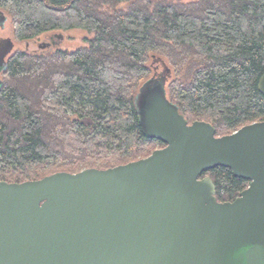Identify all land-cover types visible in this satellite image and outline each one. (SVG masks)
Segmentation results:
<instances>
[{
  "label": "trees",
  "instance_id": "obj_1",
  "mask_svg": "<svg viewBox=\"0 0 264 264\" xmlns=\"http://www.w3.org/2000/svg\"><path fill=\"white\" fill-rule=\"evenodd\" d=\"M127 1L132 0H0L17 41L55 30L94 32L87 46L75 50L58 49L47 57L22 49L8 57L0 91V180L76 172L108 153L101 168L114 167L163 147L143 132L135 97L152 77H166L167 90L169 64L179 77L167 95L190 122H211L217 135H225L264 120L258 85L264 73V0L216 1L200 14L169 1L100 10ZM52 64L51 82L38 102L12 82ZM51 120L55 128L47 133ZM206 174L220 201L234 200L248 186L224 166Z\"/></svg>",
  "mask_w": 264,
  "mask_h": 264
},
{
  "label": "water",
  "instance_id": "obj_2",
  "mask_svg": "<svg viewBox=\"0 0 264 264\" xmlns=\"http://www.w3.org/2000/svg\"><path fill=\"white\" fill-rule=\"evenodd\" d=\"M258 85L264 95V73ZM135 105L143 132L164 144L150 155L0 180V264H264V120L217 135L181 113L166 77L146 80ZM218 166L248 181L234 200L220 201L205 175Z\"/></svg>",
  "mask_w": 264,
  "mask_h": 264
},
{
  "label": "rangeland",
  "instance_id": "obj_3",
  "mask_svg": "<svg viewBox=\"0 0 264 264\" xmlns=\"http://www.w3.org/2000/svg\"><path fill=\"white\" fill-rule=\"evenodd\" d=\"M103 1H107L106 3H108V0H103ZM145 1H148L151 4L150 8L157 2H161V1L174 2L189 12L199 13V14L204 11L205 7L208 4H211L216 1L223 3L222 0H151V1L150 0H132V1L123 2L120 4L114 5V6L105 3L104 5L100 7V10L105 11V12L114 11V10H124L125 11L129 9L131 6H133L135 3H140L141 5L147 6L148 2L145 3ZM3 15L6 17L5 19L6 22H4L5 23L4 26L0 25V39L2 38L10 39L13 42L14 47H13L12 53H15L16 51L23 49V50L28 51L31 54L45 55L48 57L49 55H53L58 49H66V50L71 51V50L78 49L80 47H85L88 45L86 39L92 38L94 35V32H89L87 30H83L80 28H74L70 30H59V31L55 30V31L43 33L37 38L29 40V41H17L14 38L12 17L10 16L9 12L7 13L3 11ZM167 63L169 64L168 61ZM155 64L157 67L159 66L158 62H156ZM54 66L55 64L48 65L47 66L48 70H44L41 74H38V75L31 74L29 76L24 77V79L23 78L15 79V80L12 79V82L16 84L17 86H19L23 93H25L27 96L32 98L34 103L38 102L40 101V95L42 93L43 88L45 87V85H48L51 82L50 77H51L52 72L54 71ZM169 66L171 67V72H172V77L167 83L168 95L170 97L172 86L176 78L179 77V74L177 73V71L175 72V68L173 65L169 64ZM59 68L60 69L64 68V66L61 65ZM158 68L160 69V67ZM0 116L3 118L5 117L3 112H0ZM196 120H199V119H196ZM53 123H54V120L47 122L46 124L47 133L48 131L51 132V129L55 128ZM160 147L162 146L160 144H157L155 146V149L160 148ZM111 156H112V153H108L103 161H105L107 158ZM143 157H146V156L143 155ZM143 157H140V158H143ZM103 161L98 160L97 162L94 163L93 167L101 168ZM86 168H89V166L86 164H81L79 165V168H78L79 170H77L76 172L81 171Z\"/></svg>",
  "mask_w": 264,
  "mask_h": 264
},
{
  "label": "flooded vegetation",
  "instance_id": "obj_4",
  "mask_svg": "<svg viewBox=\"0 0 264 264\" xmlns=\"http://www.w3.org/2000/svg\"><path fill=\"white\" fill-rule=\"evenodd\" d=\"M7 46V41L4 38L0 39V50Z\"/></svg>",
  "mask_w": 264,
  "mask_h": 264
}]
</instances>
